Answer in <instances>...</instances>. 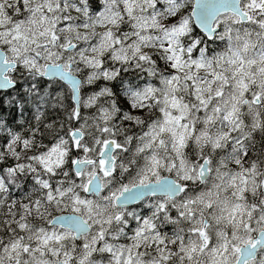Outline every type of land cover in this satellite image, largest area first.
I'll return each mask as SVG.
<instances>
[{
    "label": "snow or ice",
    "instance_id": "obj_1",
    "mask_svg": "<svg viewBox=\"0 0 264 264\" xmlns=\"http://www.w3.org/2000/svg\"><path fill=\"white\" fill-rule=\"evenodd\" d=\"M0 264H264V0H0Z\"/></svg>",
    "mask_w": 264,
    "mask_h": 264
}]
</instances>
